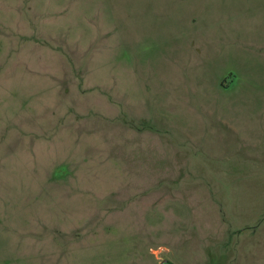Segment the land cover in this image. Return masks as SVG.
Wrapping results in <instances>:
<instances>
[{
	"label": "rangeland",
	"instance_id": "rangeland-1",
	"mask_svg": "<svg viewBox=\"0 0 264 264\" xmlns=\"http://www.w3.org/2000/svg\"><path fill=\"white\" fill-rule=\"evenodd\" d=\"M264 264V0H0V264Z\"/></svg>",
	"mask_w": 264,
	"mask_h": 264
},
{
	"label": "water",
	"instance_id": "water-1",
	"mask_svg": "<svg viewBox=\"0 0 264 264\" xmlns=\"http://www.w3.org/2000/svg\"><path fill=\"white\" fill-rule=\"evenodd\" d=\"M160 264H168V262L167 261H163Z\"/></svg>",
	"mask_w": 264,
	"mask_h": 264
},
{
	"label": "flooded vegetation",
	"instance_id": "flooded-vegetation-1",
	"mask_svg": "<svg viewBox=\"0 0 264 264\" xmlns=\"http://www.w3.org/2000/svg\"><path fill=\"white\" fill-rule=\"evenodd\" d=\"M168 264H170V263H168Z\"/></svg>",
	"mask_w": 264,
	"mask_h": 264
}]
</instances>
